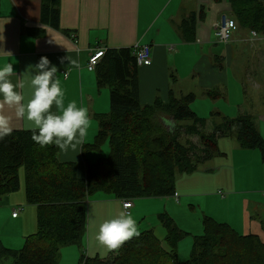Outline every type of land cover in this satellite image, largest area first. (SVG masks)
<instances>
[{
    "label": "crops",
    "instance_id": "1",
    "mask_svg": "<svg viewBox=\"0 0 264 264\" xmlns=\"http://www.w3.org/2000/svg\"><path fill=\"white\" fill-rule=\"evenodd\" d=\"M42 1L0 0V63H12L18 74L27 66L35 65L41 57H47L57 67V76L65 91V105L75 101L78 107L87 110L91 119L84 144L74 152L65 155L59 151L58 154L61 162L77 164L80 177L86 176L87 164L108 157L107 149L102 151L101 148L98 152L88 148L95 143L98 118L111 113V89L99 88L96 72L88 69L90 57L101 47L150 46L151 64L140 66L138 70L142 105H152L157 100L167 102L172 92L177 98L194 94L191 109L199 117H205L207 121V117L216 112L229 118L249 114L264 138V35L250 39V31L240 26L236 19L231 0H59L58 29L42 23ZM259 1L264 3V0ZM191 15L196 16L194 31L186 32L181 24ZM222 15L229 16L232 23L228 43L217 36ZM247 58L252 62L244 63ZM72 59L80 63L79 70L69 65ZM171 81L187 83L170 85ZM248 82L254 85H247ZM195 91H199L201 97ZM213 91L220 97L209 96ZM6 114L13 117L14 130H28L27 122L16 119L12 110H6ZM223 140L218 141L221 160L217 156L206 168L179 176L176 196L156 198L168 199V206L154 201L133 203L130 213L139 232L152 230L164 239L166 231L163 235L158 216L168 213L190 236L189 231L195 226L191 215L172 208L181 210L187 205L193 211L198 205L202 219L210 216L219 223L230 225L241 235H258L264 241V192L260 193L264 191L262 153L242 149L233 139ZM20 180L19 192L0 199V216L6 209H11L12 218L20 224L31 223V220L35 223L36 210L38 229V208L27 202L21 173ZM111 198L100 196L95 199L103 204L97 207L100 217L93 225L95 238L103 222L125 212L123 202ZM172 199L177 206L173 205ZM28 206L36 209H28ZM20 207L21 213L13 217V210H20ZM139 212L145 214L141 216ZM149 212L151 220L148 219ZM175 215L179 219L183 217V224ZM158 224L161 229H157ZM89 235L90 257H108L113 250L99 241H90L92 234ZM7 246L9 249L18 247L0 241V247ZM76 246L63 247L60 261L64 257L63 250L77 259L84 246ZM187 248L190 243L182 240L178 249L180 261L188 257ZM7 260H0V264H12L13 260Z\"/></svg>",
    "mask_w": 264,
    "mask_h": 264
},
{
    "label": "trees",
    "instance_id": "2",
    "mask_svg": "<svg viewBox=\"0 0 264 264\" xmlns=\"http://www.w3.org/2000/svg\"><path fill=\"white\" fill-rule=\"evenodd\" d=\"M240 26L264 32V3L259 0H231ZM59 0L42 1V23L58 29ZM196 16L182 22L184 31H194ZM137 58L134 48L106 49L96 68L99 88L111 90V113L101 115L95 143L98 151L108 142L110 154L87 164L80 177L76 163H63L59 149L41 147L30 130H14L0 140V199L21 189L20 169L25 170L27 202L37 206V232L21 249L0 247V260L13 264H59L60 251L69 245L84 246L88 234L90 199L105 193L122 202L144 198L176 196L177 179L206 168L219 155L221 137L235 139L242 149L259 150L264 161V138L253 116H224L206 132L207 121L192 109L194 94L167 102L142 105ZM219 98L216 91L209 93ZM219 116L220 114H216ZM168 119L175 128L170 131ZM181 133L196 136L198 145L181 142ZM166 235L159 239L152 230L124 242L106 258L86 256L80 264H264V241L254 234L241 235L230 225L203 217V233L194 237L190 259L180 262L179 244L189 234L168 213L158 216Z\"/></svg>",
    "mask_w": 264,
    "mask_h": 264
},
{
    "label": "clouds",
    "instance_id": "3",
    "mask_svg": "<svg viewBox=\"0 0 264 264\" xmlns=\"http://www.w3.org/2000/svg\"><path fill=\"white\" fill-rule=\"evenodd\" d=\"M262 35L255 30L249 33L250 39ZM69 65L76 70L81 67L76 59L69 60ZM57 73V67L47 57L19 74L12 63H0V140L14 131L13 117L6 114V110H12L16 119L27 122L31 139L41 147L53 145L66 155L84 144L90 116L75 101L65 105V91ZM137 236L138 226L132 214L121 212L100 225L97 240L109 250H118Z\"/></svg>",
    "mask_w": 264,
    "mask_h": 264
},
{
    "label": "rangeland",
    "instance_id": "4",
    "mask_svg": "<svg viewBox=\"0 0 264 264\" xmlns=\"http://www.w3.org/2000/svg\"><path fill=\"white\" fill-rule=\"evenodd\" d=\"M248 61L249 62H252V60L250 58H247V59L244 60V63L245 62H248ZM244 63H243V65H244ZM262 77L264 79V73L262 74ZM244 78H246V77H244ZM184 83H187V82H183L182 81L179 84H175L173 81H171V84L170 85H185ZM247 85H254V84H252V82H250V83L248 82ZM258 85H259V83H258ZM238 91H239V89H238ZM195 92L199 96V91H195ZM199 97H201V96H199ZM216 114H219V113L216 112L211 117H207V126H206V129H205L206 132H213V130H214V124L213 123L214 122H216L217 124H220L223 121L222 119H223L224 115H221L220 114L219 116H217ZM201 118H204L205 119V117H201ZM168 124L169 125H168L167 128L170 131H172L176 127L175 126L176 123H174L171 119L170 120L168 119ZM179 137H180L181 142L186 143V141L189 140V141H192L193 143H195L196 145H198L200 147V149H203V147L200 145L201 144V140H200L199 137H196V136H187L186 134H183V133H181V136H179ZM223 138H226V137H221V140L222 141H224ZM229 139H231V138H229ZM233 140L235 142H237L235 139H233ZM219 141H220V139H219ZM106 149L108 150V155L107 156H109L110 146H109V143L108 142L105 143L102 146V151H105ZM223 150H225V149L223 148ZM217 158L221 160L220 156H218ZM20 170H21L20 171L21 177L25 180V170H24V167H22ZM236 174H238V173H236ZM238 175H240V174H238ZM241 187H243V186H241ZM263 192H264L263 190L260 191L261 194ZM100 196L102 198H107L108 197V199H113V198H111L112 196H110L108 194H105V193L95 194L90 199V204H89L90 207H88L89 208L88 234H87L86 241L84 243V248H85L84 250H85L86 256H89V257H90V255L88 254V250H89V245L88 244H89V237H90L89 234H92V237L90 238V241H98L97 238H95V236H94V229H93L94 227H93V225L95 226L97 220L100 217V212L97 209V207H99L100 204L95 200L96 198H99ZM163 199H166V198H163ZM148 201L160 202V204L163 205L164 207L169 205L168 199L162 201L161 199H156L155 197L154 198L136 199V200L133 201V203L137 204V203H143V202H148ZM172 203H173V205H176V206L178 205V204H176V202L174 201V199H172ZM101 205H103V204H101ZM24 208H25V206H24ZM29 208H31L33 210L36 209L33 206H28V209ZM20 209H21V207H20ZM180 209L181 210H177V209H173L172 208V210L178 211L181 214H190L191 217H192V220H193V222L195 224V226L192 227L191 231H189L190 236H188L185 240H183V243H186V242L187 243L188 242L190 243V248L189 249L187 248L188 257L185 260L180 261V262H186L187 260L190 259L191 251H192L193 244H194V237L196 235L199 236V235H201L203 233V230H204L203 229V224H202L203 223V219H202V214H201L202 211H201V209H200V207L198 205L197 206L195 205V209L193 211H190L189 208L187 207V205L182 206ZM4 212L5 213H3L2 217L0 216V241L4 240V242L6 244H8V245L18 246V247H11V248H20L21 249V248H23L25 246V238H24V236L27 239V237L30 236L31 232L33 230H36L37 229V211L35 210V213H36L35 214V223H34V220L33 221L31 220V223L32 224L31 223L20 224L18 220L13 219L12 218V211H11V209H6ZM144 212H147V210H145ZM144 212L143 213H140L139 212V213L142 216V215L145 214ZM150 212L148 214V219L149 220H151V218L149 217ZM175 216L177 217V215H175ZM177 218H178L179 222H182L183 221V217H182V219H179V217H177ZM156 223H157V220H156ZM182 224H183V222H182ZM180 228L182 229V227H180ZM157 229H161V227L159 226V224H158ZM162 230H163V235H164L165 234V230H164L163 227H162ZM156 234H157V232H156ZM157 236L159 237V239H162L160 233ZM6 248H9V246H7ZM66 253H67L66 250H63V256L64 257L62 259V262L60 261L61 264H74V263L79 264L78 262L80 261V258H81L80 257L81 256L80 254L81 253L78 255V258L77 259L74 258V257H72V256H70V255H68V254H66ZM4 261H9V260L6 259V260H3L2 262H4ZM11 263L13 264L12 261H11Z\"/></svg>",
    "mask_w": 264,
    "mask_h": 264
},
{
    "label": "built area",
    "instance_id": "5",
    "mask_svg": "<svg viewBox=\"0 0 264 264\" xmlns=\"http://www.w3.org/2000/svg\"><path fill=\"white\" fill-rule=\"evenodd\" d=\"M232 27V23L229 19V16L227 15H222L219 21V24L217 25V36L218 38L224 42V43H228L229 39H231V30ZM106 49L104 47H101L99 49H97L92 56L89 59V63H88V69L89 71H96V68L98 66V64L101 61V58H103L104 54H105ZM134 55L137 58V63L139 66H148L151 64V48L148 45H141V46H136L134 48ZM68 76V73L65 74V77ZM123 207H124V211L126 213H130L133 204L130 201H125L123 202ZM13 217H17L19 215V213L21 212V209H15L13 210Z\"/></svg>",
    "mask_w": 264,
    "mask_h": 264
}]
</instances>
